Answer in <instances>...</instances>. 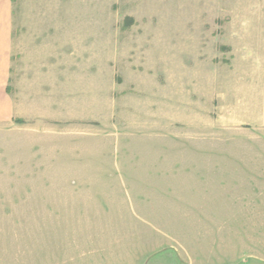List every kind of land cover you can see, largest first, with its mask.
I'll return each mask as SVG.
<instances>
[{
    "label": "rangeland",
    "instance_id": "rangeland-1",
    "mask_svg": "<svg viewBox=\"0 0 264 264\" xmlns=\"http://www.w3.org/2000/svg\"><path fill=\"white\" fill-rule=\"evenodd\" d=\"M12 4L0 264H264V0Z\"/></svg>",
    "mask_w": 264,
    "mask_h": 264
},
{
    "label": "crops",
    "instance_id": "crops-1",
    "mask_svg": "<svg viewBox=\"0 0 264 264\" xmlns=\"http://www.w3.org/2000/svg\"><path fill=\"white\" fill-rule=\"evenodd\" d=\"M12 0H0V123H12L20 118L10 87L13 74V6ZM264 15V10H262ZM260 36H253L254 58L259 65L254 68L257 76L243 88L236 89L234 118L240 122L251 119L256 127H264V17L261 19ZM243 36V35H242ZM246 39L252 38L245 36Z\"/></svg>",
    "mask_w": 264,
    "mask_h": 264
}]
</instances>
